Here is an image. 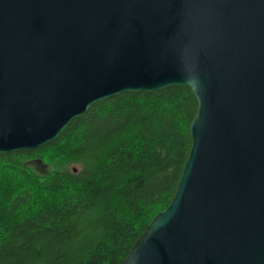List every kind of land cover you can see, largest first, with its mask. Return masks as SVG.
<instances>
[{"label": "water", "instance_id": "1", "mask_svg": "<svg viewBox=\"0 0 264 264\" xmlns=\"http://www.w3.org/2000/svg\"><path fill=\"white\" fill-rule=\"evenodd\" d=\"M175 87L187 159L123 264H264V0H0V155Z\"/></svg>", "mask_w": 264, "mask_h": 264}, {"label": "trees", "instance_id": "2", "mask_svg": "<svg viewBox=\"0 0 264 264\" xmlns=\"http://www.w3.org/2000/svg\"><path fill=\"white\" fill-rule=\"evenodd\" d=\"M196 108L186 88L127 92L40 149L0 155V264H123L173 197Z\"/></svg>", "mask_w": 264, "mask_h": 264}, {"label": "rangeland", "instance_id": "3", "mask_svg": "<svg viewBox=\"0 0 264 264\" xmlns=\"http://www.w3.org/2000/svg\"><path fill=\"white\" fill-rule=\"evenodd\" d=\"M79 167L78 166H70L68 167L69 170L73 169V170H77ZM30 169L32 171H34L35 173H47V172H51L52 170H54V166H35V165H30Z\"/></svg>", "mask_w": 264, "mask_h": 264}]
</instances>
